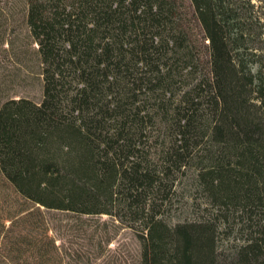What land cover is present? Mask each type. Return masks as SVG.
I'll list each match as a JSON object with an SVG mask.
<instances>
[{
  "label": "trees",
  "instance_id": "trees-1",
  "mask_svg": "<svg viewBox=\"0 0 264 264\" xmlns=\"http://www.w3.org/2000/svg\"><path fill=\"white\" fill-rule=\"evenodd\" d=\"M102 215L136 264H264V0H0V264H92Z\"/></svg>",
  "mask_w": 264,
  "mask_h": 264
},
{
  "label": "rangeland",
  "instance_id": "rangeland-1",
  "mask_svg": "<svg viewBox=\"0 0 264 264\" xmlns=\"http://www.w3.org/2000/svg\"><path fill=\"white\" fill-rule=\"evenodd\" d=\"M194 23V21H193ZM195 26V25H193ZM195 31L198 30L195 26ZM188 79V78H187ZM186 79V80H187ZM185 80V81H186ZM187 83V82H186ZM27 87L29 95L38 101L41 98L40 85L37 80H31ZM161 128V127H160ZM163 134L160 139H162ZM157 149H151L156 151ZM175 192L170 199V206L164 213V220L169 223L182 221H191L200 216L203 211V199L199 191L193 186V170H185L176 174ZM99 222H107V235L112 237L111 241L103 247V253L97 258L98 249H91L90 257L92 264H136L138 241L134 236L131 228L125 227L117 230L110 218L102 215ZM129 225V224H128ZM132 227H135L134 225ZM227 232L220 231L218 233L219 248L227 252L231 242L227 241ZM93 259V260H92Z\"/></svg>",
  "mask_w": 264,
  "mask_h": 264
}]
</instances>
